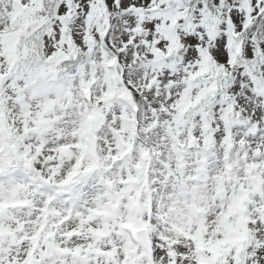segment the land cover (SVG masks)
Instances as JSON below:
<instances>
[{
    "label": "snow or ice",
    "instance_id": "1",
    "mask_svg": "<svg viewBox=\"0 0 264 264\" xmlns=\"http://www.w3.org/2000/svg\"><path fill=\"white\" fill-rule=\"evenodd\" d=\"M0 264H264V0H0Z\"/></svg>",
    "mask_w": 264,
    "mask_h": 264
}]
</instances>
